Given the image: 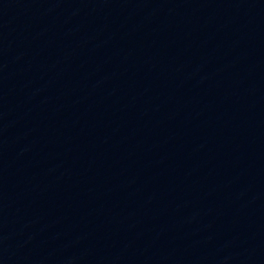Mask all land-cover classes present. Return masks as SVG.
Returning a JSON list of instances; mask_svg holds the SVG:
<instances>
[{
    "label": "water",
    "instance_id": "95a60500",
    "mask_svg": "<svg viewBox=\"0 0 264 264\" xmlns=\"http://www.w3.org/2000/svg\"><path fill=\"white\" fill-rule=\"evenodd\" d=\"M0 264H264V0H0Z\"/></svg>",
    "mask_w": 264,
    "mask_h": 264
}]
</instances>
